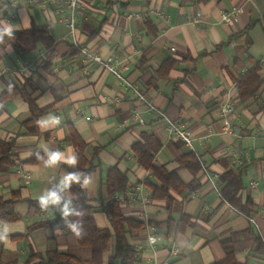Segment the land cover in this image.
Segmentation results:
<instances>
[{"label": "crops", "instance_id": "crops-1", "mask_svg": "<svg viewBox=\"0 0 264 264\" xmlns=\"http://www.w3.org/2000/svg\"><path fill=\"white\" fill-rule=\"evenodd\" d=\"M232 8L240 11L226 25L222 14ZM66 10V0H0V21L13 24L15 32L45 30L54 43L46 68L40 66V44L18 56L7 37L0 43V95L7 83L23 88L22 95L0 106V157L8 145L12 162L0 171V202L17 196L11 206L16 220L0 219L12 230L7 246L0 243L1 260L24 264L31 254L52 252L82 261L91 258L63 219L57 220L60 214L44 211L38 203L43 190L55 188L68 166L28 163L36 153L44 157L42 142L66 155L77 153L69 139L72 128L85 144L82 155L93 168V182L82 189L94 209L97 229H109L100 212L108 198L107 170L116 167L125 175L126 189L115 199L127 217L143 223L127 234L136 264H213L224 258L225 247L240 263L264 264V84L245 102L239 101L236 85L255 66L264 80V0H78L73 37L61 21ZM131 14L135 16L128 17ZM74 42L102 57L125 60L129 80L169 120L200 139L195 143L200 165L195 174L180 166L178 160L191 152L167 136L163 120L145 111L109 73L82 59ZM169 60L175 64L167 77L156 80V72ZM226 99L233 114L224 120L218 104ZM49 113L60 124L40 127L37 121ZM35 115L33 127H26ZM143 135L161 145L152 164L174 172L183 186L192 188L183 194L171 190L169 210L163 200L151 197L147 184L159 183L131 151ZM222 160L230 169L244 168L242 197L253 204L249 218L220 197ZM201 165L213 175L214 185L206 181ZM49 221L50 227L30 229ZM151 235L156 238L153 244ZM113 250L112 237L103 264ZM30 264L44 263L35 259Z\"/></svg>", "mask_w": 264, "mask_h": 264}, {"label": "trees", "instance_id": "trees-1", "mask_svg": "<svg viewBox=\"0 0 264 264\" xmlns=\"http://www.w3.org/2000/svg\"><path fill=\"white\" fill-rule=\"evenodd\" d=\"M252 24L246 28V31L251 28ZM40 44L44 48V60L41 62V68H46L53 55L54 43L45 30L27 29L19 32H14V39L11 40V46L14 52L18 56H23L30 51L34 50ZM75 52L76 49L74 48ZM78 53V52H77ZM175 61H166L156 72V80L164 79L167 77L168 72L174 66ZM258 66L248 70L237 81V95L240 102H245L252 98L260 86L264 84V80L260 79L257 75ZM7 90L0 95V106L7 100L15 98L23 94V88L18 89L12 83H7ZM32 106L33 102L28 100ZM36 115L32 117L26 124V127H33V123L36 120ZM33 133L35 130H32ZM69 139L73 146L77 149L79 162L76 168H67L68 172L80 171L85 173H91L93 168L91 163L88 162L82 155L85 144L80 140L77 133L69 128ZM3 145V144H2ZM5 151L2 152L0 157V171L5 170L12 166V162L9 160L8 150L9 146L5 145ZM161 145L152 136L143 135L142 140L133 145L131 151L138 164L144 169L149 171L152 176L158 181L159 187L147 184L151 197L153 199L163 200L166 203V207L169 210L172 202V197L169 192L175 191L178 194H183L186 190L191 191V186H183L177 179L174 172H168L163 167H155L152 164L153 156L159 151ZM42 157L41 155H39ZM46 159V158H45ZM180 166L188 168L193 174L199 169L200 165L191 153L184 155L178 160ZM44 163V160L37 159L35 154L29 161V164ZM223 166L224 171L221 173L219 194L224 202L232 207L240 215L249 218L251 216L253 204L250 198L242 197L243 184L242 174L244 168L239 166L235 169L228 168L225 161H219ZM106 187L108 198L101 204L100 212H102L109 222V229H97L93 214L94 209L87 205V199L85 197L83 189L79 185H73L71 189V197L76 206L82 207L84 211L83 227L84 235L77 237L78 245L88 248L91 252V258L88 261H82L78 258L71 257L66 254H58L56 252L46 253L44 256L31 254L28 260L24 264H30L33 260L39 259L44 264H103L102 255L107 250L110 240L114 239L113 255L109 258L107 264L116 262L118 264H136L137 254L134 247L128 242L127 234L133 230L140 229L143 223L134 220L131 217H127L121 210L118 201L115 199V195L125 191L127 183L125 175L117 170L116 167H111L106 173ZM16 195L5 202H0V219L2 221H14L16 216L12 213L11 206ZM61 216L57 220H61ZM70 219H76L70 217ZM53 221L39 223L32 226L30 229L40 227H50ZM0 264L4 263L0 258ZM213 264H243L236 260L233 251L229 247H225V256L222 260L214 262Z\"/></svg>", "mask_w": 264, "mask_h": 264}, {"label": "clouds", "instance_id": "clouds-1", "mask_svg": "<svg viewBox=\"0 0 264 264\" xmlns=\"http://www.w3.org/2000/svg\"><path fill=\"white\" fill-rule=\"evenodd\" d=\"M15 31L16 27L13 24L7 21H0V43L4 42L5 37L9 40L14 39ZM37 123L42 128L57 127L60 124V119L49 113L41 117ZM40 147L44 151V157H40L39 153H36L37 159L44 160L46 167H58L61 164H66L70 168H76L79 162L78 154L75 151H72L70 155H66L58 149L49 148L47 143L44 142L41 143ZM29 155H33V153L30 152ZM92 182L93 178L90 173L80 171L67 172L59 180L55 188L47 187L43 190L38 198L39 206L44 211H52L54 214L59 213L66 228L74 236L82 237L84 235V211L82 207L74 204L70 193L74 184L79 185L81 188H86ZM70 217H75L76 219H70ZM11 231L7 222L0 223V243L7 246Z\"/></svg>", "mask_w": 264, "mask_h": 264}, {"label": "built area", "instance_id": "built-area-1", "mask_svg": "<svg viewBox=\"0 0 264 264\" xmlns=\"http://www.w3.org/2000/svg\"><path fill=\"white\" fill-rule=\"evenodd\" d=\"M66 7V14L64 15L61 21L68 28V35L73 37L75 31V11L78 7V0H66ZM239 11L240 9L238 8H232L230 11L222 14V23L226 25L232 23L235 20ZM132 16L135 15H128V17ZM196 22H198V19L193 21V23ZM74 47L79 53V55L82 57V59L101 67L105 72L109 73L112 77H114L121 84V86H123L131 94V96L145 108V111L153 113L161 120H163L167 136L170 139H175L183 143L189 149V151L197 157L195 143L200 139L195 138L191 131L186 128L183 124L169 120L166 115L160 109H158L152 103V101L139 90L138 86L129 80L126 75L128 71V63L125 60L110 54L105 57H102L96 51H92L87 47L79 46L76 44V42H74ZM218 110L220 117L224 120H226V118L233 114V108L229 100L227 99L219 102ZM135 117H138V113H135ZM228 127L229 126H226V129ZM201 169L203 175L206 178V181H208L211 185H214L213 175L208 171L207 168H204V166L202 165ZM250 221L254 224L252 219H250ZM149 241L151 244H153L156 241V238L151 235L149 237Z\"/></svg>", "mask_w": 264, "mask_h": 264}]
</instances>
